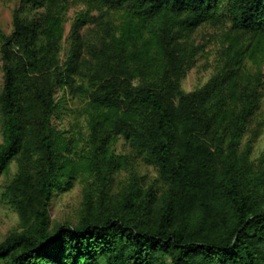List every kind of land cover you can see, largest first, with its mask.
Masks as SVG:
<instances>
[{"label":"trees","instance_id":"trees-1","mask_svg":"<svg viewBox=\"0 0 264 264\" xmlns=\"http://www.w3.org/2000/svg\"><path fill=\"white\" fill-rule=\"evenodd\" d=\"M205 24L219 32L197 44ZM213 49L214 74L186 92ZM0 61V175L18 162L0 201L21 221L0 264H264V170L239 153L264 129V0H19ZM68 94L84 103L79 139L55 122ZM121 138L130 152H117ZM137 159L167 183L163 195L114 200L115 175ZM77 181L83 217L52 228L55 193Z\"/></svg>","mask_w":264,"mask_h":264},{"label":"rangeland","instance_id":"rangeland-1","mask_svg":"<svg viewBox=\"0 0 264 264\" xmlns=\"http://www.w3.org/2000/svg\"><path fill=\"white\" fill-rule=\"evenodd\" d=\"M19 0H0V29L6 33H10L13 29V13L18 7ZM84 8L83 4L76 3L71 6L67 13L65 39L63 47H68L71 23L77 16V13ZM219 32L218 28H214L207 24L200 26L192 34V41L195 43H205L213 39ZM97 32L95 26L89 25L81 30V41L84 48L86 44H91L95 41ZM213 46H210L212 48ZM215 49L208 55L198 57L196 64L187 72V75L182 80V88L188 92L203 86L214 74ZM3 86V69L0 61V91ZM61 93V92H59ZM64 108L61 109V121H55L56 126L62 130H67L69 134L80 138L87 133V122L83 114L84 103L76 97L69 94L65 96ZM261 117H264V87L263 99L261 105ZM3 142L0 133V144ZM82 144V142L80 143ZM82 147V146H81ZM119 153L130 152L129 144L121 138L116 146ZM240 155L247 159L252 171L261 173L264 170V129L260 136L253 142L246 136L239 150ZM18 169V162L12 161L7 170L0 175V185L6 183L7 180L13 177ZM167 183L158 171L141 159H137L133 164L119 171L110 186L109 196L115 199H120L125 193L135 188L141 189L144 192H152L159 200L166 189ZM85 183L77 181L74 187L62 193H55L51 205L50 216L52 228H55L62 223L77 224L83 217L85 209ZM97 193L96 190L93 191ZM21 229V221L18 213L8 204L0 201V242L14 230Z\"/></svg>","mask_w":264,"mask_h":264}]
</instances>
